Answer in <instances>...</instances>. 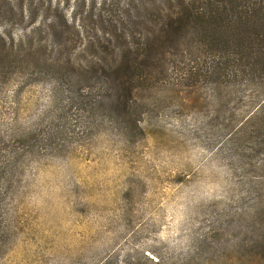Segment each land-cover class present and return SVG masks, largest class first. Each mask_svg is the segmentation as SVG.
Segmentation results:
<instances>
[{
	"label": "rangeland",
	"instance_id": "rangeland-1",
	"mask_svg": "<svg viewBox=\"0 0 264 264\" xmlns=\"http://www.w3.org/2000/svg\"><path fill=\"white\" fill-rule=\"evenodd\" d=\"M77 2L0 0V264H264V77L201 66L94 111Z\"/></svg>",
	"mask_w": 264,
	"mask_h": 264
},
{
	"label": "trees",
	"instance_id": "trees-1",
	"mask_svg": "<svg viewBox=\"0 0 264 264\" xmlns=\"http://www.w3.org/2000/svg\"><path fill=\"white\" fill-rule=\"evenodd\" d=\"M92 3L78 0L75 15L62 19L98 56L91 72L74 74L77 82H93L75 99L88 100L94 111L128 110L146 82L180 72L192 78L201 66L224 77H264V0H104L98 9ZM195 55L189 72L186 60ZM58 72L63 80L71 75L67 66Z\"/></svg>",
	"mask_w": 264,
	"mask_h": 264
}]
</instances>
